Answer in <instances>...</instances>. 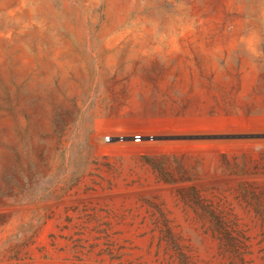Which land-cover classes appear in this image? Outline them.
Masks as SVG:
<instances>
[{"label": "rangeland", "instance_id": "1", "mask_svg": "<svg viewBox=\"0 0 264 264\" xmlns=\"http://www.w3.org/2000/svg\"><path fill=\"white\" fill-rule=\"evenodd\" d=\"M0 264H264V0H0Z\"/></svg>", "mask_w": 264, "mask_h": 264}, {"label": "built area", "instance_id": "2", "mask_svg": "<svg viewBox=\"0 0 264 264\" xmlns=\"http://www.w3.org/2000/svg\"><path fill=\"white\" fill-rule=\"evenodd\" d=\"M112 139H113L112 137L107 136V137H105V142L111 143ZM133 141H135L136 143H140V142H142V137L141 136H136Z\"/></svg>", "mask_w": 264, "mask_h": 264}]
</instances>
